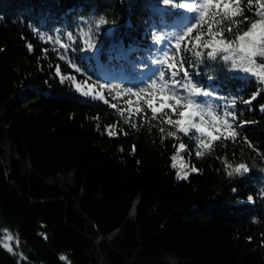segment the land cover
Masks as SVG:
<instances>
[{
    "label": "trees",
    "instance_id": "trees-1",
    "mask_svg": "<svg viewBox=\"0 0 264 264\" xmlns=\"http://www.w3.org/2000/svg\"><path fill=\"white\" fill-rule=\"evenodd\" d=\"M185 11L162 0H0V264H264V86L204 50L192 79L219 112L234 102L238 135L198 149L194 130L167 135L170 109L153 118L155 89L126 91L154 78ZM173 155L196 171L178 179Z\"/></svg>",
    "mask_w": 264,
    "mask_h": 264
},
{
    "label": "snow or ice",
    "instance_id": "snow-or-ice-1",
    "mask_svg": "<svg viewBox=\"0 0 264 264\" xmlns=\"http://www.w3.org/2000/svg\"><path fill=\"white\" fill-rule=\"evenodd\" d=\"M160 2L161 0H158V5ZM162 4L171 5L173 9L186 10L184 13L175 14L186 16L189 22L181 29L175 38V43L170 44L167 50L163 52L162 58L157 61L159 67L154 78H150L146 87L138 89L136 92H133L131 88L126 91L133 95H140L144 92H152L155 89L156 94L160 97L159 106L153 107L151 100L148 102L153 118H156L157 112H161L165 108L170 109L171 114L178 118L172 119L171 115L165 113L166 119L162 122L176 128V131H169L167 135L176 136V133L179 132L187 136L190 130H194L195 135L189 136L190 140L197 142L193 145L194 148L211 147L204 137H209L213 141L219 140L220 135L215 133L226 134V139L228 137L235 138L238 132L233 124L237 120V116L235 111L231 110L234 108V102L231 106H225L224 110L219 112L218 108H214L209 103V100L214 97V93L200 86L198 82L193 81L192 76L201 75L200 64L203 63L204 50H207L206 55L210 61H216L219 58L228 66L230 71H237L250 76L264 86V0H246V4L244 0H162ZM246 11L251 15H245ZM165 14L171 15L174 13L166 9ZM187 14H191V16ZM107 23L101 17L95 22L94 27L98 30L100 26ZM204 25H207V27H203ZM241 25L247 26L241 27ZM194 32L195 35H193ZM225 33H228V35H225ZM83 35L90 37L92 29L89 28ZM96 35H99L98 31ZM68 36L69 39L75 42V38L71 33ZM185 41L186 43H184ZM182 43H184L183 51L191 54L187 67H185V56L180 55ZM82 44V50L95 48L94 42L89 43L87 40H83ZM28 48L31 50L32 46L29 44ZM65 51H67V48H65ZM72 66L76 72L81 71L74 62ZM56 71L59 74V68ZM208 78L212 79L213 77L209 75ZM61 79L63 81L65 78L62 77ZM66 79L74 84L77 93L89 97L90 90L82 92L81 84L76 83L74 77L68 76ZM99 87L105 88L108 86L100 84ZM110 87L119 86L111 85ZM259 94L260 92L257 90L256 93L243 102L251 104ZM198 97H204L205 99L200 100L197 99ZM99 99L103 100L104 97L100 96ZM261 111H264V106L261 107ZM229 117H231V121H229ZM245 123L247 121H241L239 127L243 128ZM132 126L134 127L135 124ZM160 131L163 132L164 129L161 128ZM108 134L113 135V132L109 130ZM185 150L186 145L181 142L178 152ZM196 155L201 156L203 153L197 150ZM171 160L173 161L171 167L175 169L178 156L173 155ZM184 167L187 166L184 165ZM241 169L247 171L243 163L235 171L239 172ZM192 171H196V169L192 168ZM187 175L188 173L182 168L177 178L186 179ZM228 175L231 176L232 173L229 172ZM248 199L252 200L253 198L249 196ZM8 239L11 240L12 237L9 236ZM60 259L67 260V257L61 256Z\"/></svg>",
    "mask_w": 264,
    "mask_h": 264
},
{
    "label": "rangeland",
    "instance_id": "rangeland-1",
    "mask_svg": "<svg viewBox=\"0 0 264 264\" xmlns=\"http://www.w3.org/2000/svg\"><path fill=\"white\" fill-rule=\"evenodd\" d=\"M231 72H233L234 74H237L238 76H241V77H250V76H247V75L242 74V73L237 72V71H231ZM151 73H152V71H148V74H151ZM250 78H252V77H250ZM176 163H177L176 168L178 169V174L181 173V169L183 168V170L188 173V175H187V178H188L190 176V174L192 173V171L190 170L188 164H186L184 158L181 156H178V160L176 161ZM184 165H186L187 167H184ZM181 180H183V179H181ZM10 244H11V242H9L7 240L5 245H6V247L10 248L11 247Z\"/></svg>",
    "mask_w": 264,
    "mask_h": 264
}]
</instances>
